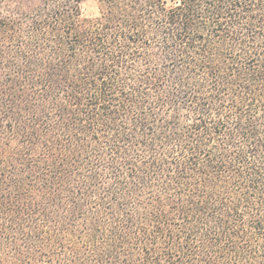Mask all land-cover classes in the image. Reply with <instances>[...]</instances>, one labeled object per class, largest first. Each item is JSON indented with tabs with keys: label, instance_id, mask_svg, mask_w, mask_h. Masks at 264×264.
<instances>
[{
	"label": "trees",
	"instance_id": "trees-1",
	"mask_svg": "<svg viewBox=\"0 0 264 264\" xmlns=\"http://www.w3.org/2000/svg\"><path fill=\"white\" fill-rule=\"evenodd\" d=\"M0 0V264H264V0Z\"/></svg>",
	"mask_w": 264,
	"mask_h": 264
},
{
	"label": "rangeland",
	"instance_id": "rangeland-1",
	"mask_svg": "<svg viewBox=\"0 0 264 264\" xmlns=\"http://www.w3.org/2000/svg\"><path fill=\"white\" fill-rule=\"evenodd\" d=\"M82 14L85 17H95L98 14L97 3L95 0H83L81 3Z\"/></svg>",
	"mask_w": 264,
	"mask_h": 264
}]
</instances>
